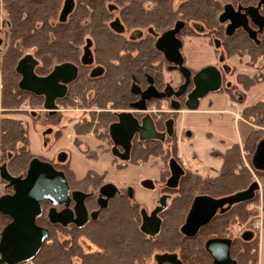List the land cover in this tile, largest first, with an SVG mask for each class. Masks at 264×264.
<instances>
[{"label":"trees","instance_id":"obj_1","mask_svg":"<svg viewBox=\"0 0 264 264\" xmlns=\"http://www.w3.org/2000/svg\"><path fill=\"white\" fill-rule=\"evenodd\" d=\"M86 6L93 10V20L96 30L101 35H106L100 27V15L107 2H112L123 8L121 17L130 25L157 23L159 30L171 27L178 20H198L203 22L207 28L218 27L216 17L221 10V2L226 0H184L177 9L173 8V0H84ZM146 1L152 3L149 11H144L142 4ZM245 4H256L258 0H241ZM63 0H3V10L7 22V43L0 56L1 75V107L4 117L0 121V166L5 164L6 170L11 176H23L28 164L33 158L29 150L27 129L19 120L9 115L13 109L28 100L31 105L43 107V99L30 92L20 90L18 81L20 76L15 67L18 60L26 54H31L37 60L35 73L45 75L55 65L65 62H73L78 55V44L82 42V36H78L75 23L77 14L71 13L66 22H59ZM86 10L81 5L80 11ZM99 15V16H98ZM187 33L194 35L195 32L186 25ZM105 42V55L117 54V48L121 41L111 39L109 36H101ZM225 54L227 57L235 54H248L251 57V65H254L258 56L264 55V38L256 43L245 36L225 37ZM145 57V56H143ZM136 59L122 62L119 67L112 68L108 74L110 82L107 91L117 95L125 90L129 96V80L131 74L136 72ZM162 65L158 68V83L163 84ZM125 72V86L118 87L117 81L120 74ZM264 79L257 72L254 76L237 75L236 81L244 90H248ZM125 87V89H124ZM71 90V86H70ZM236 87L221 86L218 91L225 92L230 100H236ZM107 94L101 93V97ZM104 99V98H103ZM88 104L86 100H83ZM117 101V99H116ZM107 100H98L99 107H105ZM119 102V101H118ZM62 107L72 105L71 98L65 97L57 100ZM115 107V105H109ZM107 107V106H106ZM47 114V113H46ZM48 115V114H47ZM49 116V115H48ZM102 118L101 127L96 130L97 134L107 132V125L113 116L110 114ZM241 117L249 124L264 125V100L252 106L245 107ZM162 123V122H161ZM76 135L91 133L89 123H76L74 125ZM261 130H250L244 147L252 155L256 143L260 140L258 134ZM96 134V136H97ZM176 139L170 138L163 146L159 142L146 141L135 142L131 157L135 163L137 160L146 161L150 156H158L164 163L170 157H174L177 149ZM76 146H80L75 140ZM20 145V146H18ZM221 166L214 177H202L196 172L185 171L180 181L181 195L175 200L173 207L164 215V226L162 232L155 238L149 239L138 229V212L128 204L123 214L117 213L111 222L104 226L99 237L105 243L103 253L86 255L82 264H145V260L155 250L177 251L184 264H210L203 250L204 241L211 235L232 238L230 247L231 255L236 264H258V240L257 236L245 241L241 236L233 235V228L243 225L257 214L256 209L249 208L250 204L258 201V195L251 201L238 203L229 208L225 213L216 215L206 224L195 237H184L179 232V226L183 223L187 210L193 196L206 194L216 198L231 195L246 189L253 181V175L241 166L242 159L240 146L233 144L229 146L221 156ZM255 175L263 178L261 171H254ZM72 174V173H71ZM74 178V177H73ZM1 182H5L1 180ZM262 209L264 211V188L262 190ZM9 218L0 213V231L8 223ZM36 223L45 225L43 214L36 218ZM48 236L53 238L52 242H44L40 251L33 260L37 264H57L60 250L55 243V228L47 225ZM250 229V228H247Z\"/></svg>","mask_w":264,"mask_h":264},{"label":"flooded vegetation","instance_id":"obj_2","mask_svg":"<svg viewBox=\"0 0 264 264\" xmlns=\"http://www.w3.org/2000/svg\"><path fill=\"white\" fill-rule=\"evenodd\" d=\"M64 1L65 0H63V3ZM84 2V0H73L72 10L67 15L65 21H60V12L58 14V20L61 23L66 22L71 13L77 14V16L75 17V23L77 24L78 29H76V31H78V36H82V42L78 44L77 58L73 62H69L76 67V77L71 83L67 85L66 94L63 97L71 98L72 105L76 108L75 110L81 112V118H79L76 123L88 122L89 125H91V133L94 136V140L98 142L97 147L101 148L103 146H106L107 150L105 151V153H108L110 155V161L117 172L124 171L128 167V165L145 164L150 157H158L150 156L144 162L139 159L134 163L132 161L131 152L135 142L155 141L161 143L163 146H166L167 144H171V142H168V139L174 137L176 139L175 144L177 152L174 157H170L167 160L168 173L165 176H163L164 174H162V172H159V169L157 178L144 177L141 179V181L138 182L140 188L151 193V197L147 199V202H144L136 197V191L133 186L125 183H115L110 178H108V174L105 171L100 173L89 171L85 176L76 178L74 172L70 167L57 168L54 166L57 170L62 171L65 175L68 184V198L62 203L55 206L57 220L56 223H51L48 217V212L52 205L48 201H44L41 214H43L45 218V225H40L37 223L36 224L46 229H48L47 225L54 226L56 233L54 241L58 249L60 250V257L58 258L57 264H82L84 256L103 253V251L105 250V243L98 236L101 229L104 226H107V223L111 222V219H114L117 213L123 214L128 204L133 210L138 212L139 231L143 235H145L146 238L155 239L163 230L165 213L173 207L175 200L181 195L179 189L180 181L185 174L184 168V174L179 179L176 188L169 187L167 184V181L171 176L169 170L170 159H174L182 167L183 165H185L181 160V155L178 152V132L175 129L178 111L173 110L172 105L179 103L181 106V110L184 107L189 94L194 90V86L192 82L189 81V83L183 89L182 94L179 96L175 95L178 92L179 88L185 83L187 75L186 72H180L178 68L174 67L173 64L168 61L164 53L158 49L157 44L159 37L162 36V34H164L165 32L174 28V25L177 22L182 23L179 33L176 36L182 42V48L180 52L183 58L184 67H186L185 55L183 53L185 38L203 36L208 40V43L212 48L214 44H217V46H221L222 51L220 53H218L217 50L213 48L216 58V65L208 66H213L218 69L221 75V86L224 85L227 88L233 86L230 85L226 80L227 77L232 74L231 66L228 64V60L230 58L235 56H247L249 58L248 65H253L250 64L251 57L248 54H235L227 57L225 54V37L245 36L256 43H260L264 38V27L260 29L250 20L249 16H247V27L254 32L253 36H255V38H251L249 32L243 27H235L234 29L229 28L228 26L231 24V20L229 18H227L226 21L220 20L225 7L229 5L232 8V11L230 9L229 11L231 15H233L234 20L239 23L242 22L241 15L244 14V9L251 6L257 7L259 0L256 4H245L241 0H226L221 2V10L216 17L218 27H214L211 29L206 27L207 30H204V28L200 26L201 24L204 26L203 22L194 19L189 21L178 19L172 24L171 27L163 30H159L157 23L153 22L133 26L122 19V7L112 2H107L105 8L102 10L101 14H99L100 27L105 31L106 35H101V33L98 32L99 30H96L93 20L94 12L88 5L86 6ZM81 5L84 6L86 10L80 11ZM142 6L144 11H149V9L152 8V3L146 1L142 4ZM258 13L261 16H264V4H261L258 7ZM186 25L188 27L192 25L190 26V28L195 32L194 35L186 34ZM101 36H109L111 39L113 38L114 40L122 42V44H120L117 48L118 51L116 55H105V52L103 51L105 48V42L102 40ZM128 58L136 59V72H133L131 74L129 80V96L127 98L126 90L125 92L123 91L121 95H117V92L110 94L106 89L110 85V82L108 81V74L110 73V70L112 68L119 67L120 64L122 62H126ZM160 65H162L161 72L163 75V84L161 86L159 85L157 78L158 68ZM186 68L190 72V80H192L193 76H195L198 71H200H193L188 67ZM165 70L176 71L177 76L175 77L177 78L176 80L178 82L175 86L173 85L175 77L171 78L170 80H166L164 75ZM120 75L121 76L117 81V85L118 87L123 88V86H125V72ZM149 87H153V89L156 90L157 93H163V97H152L151 99L146 100L145 110L132 108L130 105L132 103L138 102L141 99V94L145 92ZM102 92L104 94H107V96L101 97ZM41 97L44 102V96ZM241 97L242 95H240V98ZM101 99L108 101L106 105L107 107L105 106L102 108L97 105V101ZM83 100H86L88 104H85ZM109 105H115V107L112 108ZM56 106L57 109L54 113H49L48 111H45L44 109L43 110L48 115H54L59 111L57 100ZM122 113H131L139 124L141 123L142 118H144L145 116H149L152 119L156 131L165 134L164 140L143 141L139 139L138 133H134L131 140L129 159L123 160L120 156L113 155L112 148L114 143L109 134V127L110 125L118 122V116ZM110 114L113 116V119L108 122L106 134L104 132H102V134H97L96 130L98 128L100 129V123L101 121H103L102 118L105 119V116H108ZM169 120H172L173 122L171 135H167L166 133V122H168ZM48 130L50 129H47L46 131ZM117 149L119 154L123 152V149L120 146H117ZM88 157L96 158L97 154L94 152L92 156L90 155ZM59 162L63 163L64 161ZM87 175L88 178H86ZM146 181H150L149 185L151 187L144 186L143 183ZM2 184L5 187L3 192H8L3 193L2 195L12 193V189L6 187V182H2ZM74 192H79L84 195L83 199H80V195H76V197H74ZM153 194H156L157 198H155V200H153ZM200 195L206 194H198L193 196L187 213L194 198ZM81 201L84 207L83 210L80 207ZM152 202L154 203L152 205V208L147 209L148 205L152 204ZM152 213H155L160 220L159 229L155 235L144 233L141 230V227L143 226V216L145 215V217L151 218ZM220 214L223 213H219L218 211L214 215V217ZM10 221L11 218H9L8 223ZM80 222H82L81 226H79ZM181 225L179 226V232ZM202 227L199 228L196 235ZM146 228L149 232L154 230L150 222H147ZM251 231H253L254 235L256 234L255 230ZM52 239L53 238H49L48 236L44 242L48 241L49 243H51ZM210 239H229V254L231 259L233 260L230 251L232 238L228 236L220 237L211 235L204 241L202 245L205 256L210 260V264L212 263L213 258L205 248L206 242ZM164 254H176L177 258L181 261L182 264H184L182 258L180 257V254L177 251L170 250H163L159 253H154L153 260L156 264H170L166 261L161 260L160 257ZM33 258L17 264H37V260H33Z\"/></svg>","mask_w":264,"mask_h":264},{"label":"water","instance_id":"obj_3","mask_svg":"<svg viewBox=\"0 0 264 264\" xmlns=\"http://www.w3.org/2000/svg\"><path fill=\"white\" fill-rule=\"evenodd\" d=\"M261 4H264V0H259L257 7L245 8L240 23L234 20L229 11V9L232 11V8L228 5L225 7L220 20L226 21L229 18L231 20L229 28L243 27L249 32L251 38H255L254 32L247 27V16L256 26L260 29L263 28L264 16L258 13V7ZM72 7L73 0L64 1L59 16L60 21H65ZM181 26L182 23L177 22L174 28L162 34L158 39L157 46L174 67L178 68L180 72H186V81L175 95H181L189 81L192 82L194 90L189 94L184 107L195 110L198 108L201 97L220 89L221 75L217 68L208 66L198 71L192 80L189 79L190 72L183 66V58L180 52L182 42L176 36ZM36 66L37 60L31 54H26L18 60L15 67L16 73L20 76L18 87L20 90L37 96H44L43 109L49 113H54L57 109L56 100L65 96L67 85L76 77V67L65 62L55 65L48 74L39 76L35 73ZM152 97L162 98L163 93H157L153 87H149L141 94V99L130 106L134 109L145 110V101ZM180 108L179 103L172 105V109L175 111H179ZM172 124V120L166 122L167 135L172 133ZM134 133H138L139 139L143 141L164 140L165 138L164 133L156 131L149 116L142 118L139 124L131 113H122L118 116V122L109 127V134L114 143L112 154L120 156L123 160H128ZM117 146L123 149L121 154H119ZM65 158L64 152L58 155V161H64ZM251 165L256 171L264 172V138L256 143L251 157ZM169 170L171 176L167 184L169 187L176 188L179 179L184 174V169L174 159H170ZM0 180L5 181L6 187L12 189V193L0 196V213L11 218V221L4 226L0 233V263L17 264L32 259L40 251L49 232L48 229L36 224V218L42 212L43 202L48 201L52 205L48 212L50 222H57L55 206L68 198V184L62 171L57 170L50 162L42 161L38 157L30 160L23 176H11L6 170L5 164L1 165ZM149 182H144V186L151 187ZM258 190V182L253 181L246 189L228 196L213 198L208 195H200L195 197L180 227V232L186 237L195 236L199 228L208 224L218 211L224 213L235 204L253 200ZM76 195H80V199H83L84 195L81 193L74 192L73 196L76 197ZM80 207L82 210L84 209L82 201ZM147 222L152 224L154 230L151 232L146 228ZM81 223L79 226L82 225ZM159 225L160 220L155 213H152L151 218L144 215L141 230L144 233L155 235ZM253 236V231L246 230L242 233L241 238L249 241ZM229 246V239L208 240L205 248L213 258L211 264H236L230 257ZM160 258L170 264H182L176 254H164Z\"/></svg>","mask_w":264,"mask_h":264},{"label":"rangeland","instance_id":"obj_4","mask_svg":"<svg viewBox=\"0 0 264 264\" xmlns=\"http://www.w3.org/2000/svg\"><path fill=\"white\" fill-rule=\"evenodd\" d=\"M182 2H184V0H173V8L177 9V7ZM3 16V19L6 21V14L4 10ZM200 26L204 28V30H207L205 25L203 26L201 24ZM4 28L7 31V22L6 27L4 26ZM0 40L1 56L6 47L7 36H0ZM213 48L216 49L218 53L222 51V47L217 46V44H214ZM184 52L185 48L183 53ZM263 60L264 55L258 56L254 62V65L257 66V64ZM164 75L166 80H170L171 78L177 76L175 70H165ZM176 79L177 78L175 77V81L173 83L174 86L178 82ZM222 86L224 87V85ZM75 109L76 108L73 105L68 107L59 106V111L56 114L48 116L43 110L42 106H33L28 100H25L19 105V107L13 109L11 115L9 116L16 120H19L22 123L23 127L27 129L29 150L33 158L38 157L40 160H46L57 168L70 167L74 172L76 178L85 176L89 171H95L98 173L105 171L108 174V178H110L115 183H125L133 186L136 191V197L144 202H147V199L151 197V193L140 188L138 182L141 181V179L144 177L157 178L159 172H162V174H164L163 176H165L168 173L167 162L164 163L158 157H150L145 164L128 165V167L124 171L117 172L110 161V155L108 153H105V151L107 150L106 146H103L101 148L97 147L98 142L94 140V136L92 133L85 135H76L74 131V125L76 124V121L81 118V112H78ZM241 118L242 117H240V119ZM250 127L252 128L251 130H261V133H259L258 136L261 137L260 139L264 138V125L258 126L250 124ZM47 129H50V132H47ZM75 140L79 141V147L74 144ZM243 144L239 145L242 159L241 166L247 168V170L253 175L254 181H257L259 184V190L255 193V197L258 195V201L249 205V208L257 210V214L245 224L234 226L233 235L237 237L241 236V234L246 230H255L254 223L259 219H262L264 226V211L262 209V190L264 188V177L261 179L255 175V170L251 165L252 155H250L249 157V152L245 149ZM181 146L183 147V144ZM199 147L200 149L198 150V152L201 154V159H197L196 161L192 162L194 160L193 156L189 154L185 159L188 165H183V168L185 169V171L190 170L196 173L199 172L202 177H214L218 173L221 166L219 161L220 158H217L216 156L220 155L221 157L223 153L218 155L215 150L212 151L206 149L202 144L199 145ZM61 152H64L66 155L63 163L57 160L58 154ZM94 152L97 154L96 158L88 157L90 155L92 156ZM86 178H88V175L86 176ZM3 188H5L4 185ZM3 193L8 192H0V196ZM155 198H157L156 194H153V200H155ZM153 204L154 203L152 202V204L148 205L147 209L152 208ZM260 230H255L256 236H258ZM156 252L159 253L160 251H153L151 255L145 260V264H156L153 260V254Z\"/></svg>","mask_w":264,"mask_h":264},{"label":"crops","instance_id":"obj_5","mask_svg":"<svg viewBox=\"0 0 264 264\" xmlns=\"http://www.w3.org/2000/svg\"><path fill=\"white\" fill-rule=\"evenodd\" d=\"M2 0H0V36H7L6 21L3 19ZM1 42V40H0ZM185 65L193 71L201 70L208 65H216L214 49L203 36L187 37L184 40ZM249 58L232 57L228 60L232 74L227 77L230 85L236 87L237 99L230 100L225 92H209L199 99L198 108L190 110L183 107L177 112L176 130L178 132V149L181 160L185 165L186 156L191 154L193 161L201 159L198 152L199 145L216 151L219 155L233 144H243L252 129L250 124L241 117L245 107L264 100V79L248 90L237 83V75L254 76L257 72L264 76V60L257 66L248 65ZM1 93V75H0ZM240 95L242 97L240 98ZM4 117L0 99V121ZM183 144V147L181 146ZM219 157L221 165V157ZM198 174H200L198 172ZM201 175V174H200ZM3 184L0 180V192H3ZM264 219V216H263ZM258 239V264H264V226L259 231Z\"/></svg>","mask_w":264,"mask_h":264},{"label":"built area","instance_id":"obj_6","mask_svg":"<svg viewBox=\"0 0 264 264\" xmlns=\"http://www.w3.org/2000/svg\"><path fill=\"white\" fill-rule=\"evenodd\" d=\"M255 230H260L263 227V221L262 219L257 220L254 223Z\"/></svg>","mask_w":264,"mask_h":264}]
</instances>
